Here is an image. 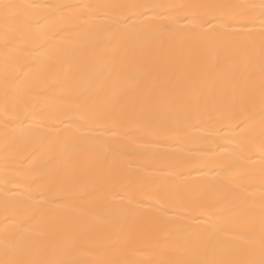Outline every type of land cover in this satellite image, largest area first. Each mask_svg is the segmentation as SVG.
I'll return each mask as SVG.
<instances>
[{
  "label": "snow or ice",
  "instance_id": "6c2138e0",
  "mask_svg": "<svg viewBox=\"0 0 264 264\" xmlns=\"http://www.w3.org/2000/svg\"><path fill=\"white\" fill-rule=\"evenodd\" d=\"M173 8L194 10L182 17L189 31L178 41L174 33L159 35L174 22L150 27L160 14L157 9ZM257 10L258 41L251 30L233 31L236 23L254 21ZM0 18L2 111L6 127L7 122L25 126L11 142L6 137L5 166L8 154L27 144L17 162L22 172L39 177H29L36 187L24 189L20 199L10 202L5 194L0 264H264V0L258 5L0 0ZM191 41L202 45L204 57L194 86L183 94L174 89L154 91L164 82L158 79V67L142 66L145 47ZM257 55L258 82L254 73L237 71ZM51 96L54 111L48 103ZM161 110L179 123L207 118L219 125L218 131L227 128L233 134L228 144L234 149L233 163L241 159L249 163L244 172L221 164L225 176L214 193L222 201L219 207L210 208L205 193L191 190L183 181L165 183L143 200L131 194V180L114 184V173L135 175L130 167L115 163L119 154L132 153L123 152L106 133L115 135L120 125L150 120ZM38 116L48 120V134L42 137L33 129L44 126ZM216 148L225 145L217 143ZM254 152L260 154L258 172L251 167ZM257 179L258 200L250 190ZM104 188L109 192L105 202L80 204L85 211L79 220L64 215L83 193L94 200ZM172 218H191L200 226L174 231L167 226ZM101 231L110 239L86 243ZM49 234L62 237L55 258L45 239ZM152 236L158 259L145 262L124 256L127 247ZM78 248L111 258L78 259L74 257ZM25 256L29 258L22 259Z\"/></svg>",
  "mask_w": 264,
  "mask_h": 264
},
{
  "label": "bare ground",
  "instance_id": "6f19581e",
  "mask_svg": "<svg viewBox=\"0 0 264 264\" xmlns=\"http://www.w3.org/2000/svg\"><path fill=\"white\" fill-rule=\"evenodd\" d=\"M18 3H38V4H76V3H145V4H160V5H195L202 3H244V4H259L260 0H14ZM43 11V10H41ZM194 11L189 9L173 8V9H157L156 20L150 27L155 28L159 25L173 23V28L161 29L159 35L173 34L174 39L178 41L184 33L189 29L186 27L187 21L182 17L188 12ZM152 14L151 12L149 13ZM255 20H244L232 26L233 31L247 32L251 30L254 33L255 39L259 40L260 29V13L257 10L254 13ZM143 19V18H141ZM4 21L0 18V57L3 54V39L2 29ZM208 29L209 26L205 25ZM211 30V29H209ZM258 51V44H257ZM202 45L196 41H191L186 45H178L176 43L169 44L164 47H153L148 45L145 47L143 55L145 63L143 67H158V79L164 82L163 88H155L157 92H167L174 89L178 93L188 92L199 78L201 67L204 61L202 55ZM237 54L240 52L238 50ZM186 57L187 62H186ZM242 74L254 73L259 80V57H254L247 66H240L237 69ZM142 86L144 82H142ZM48 103L53 105L55 110V97L51 96ZM12 113H9L11 117ZM44 119L43 128L39 125H33L35 134L42 137L48 134V120ZM24 125L12 124L7 122L2 111V83H0V240H2L3 229L6 223L5 212V194H8L9 201L13 198L20 199L23 191L26 188L35 189V183L29 179H39L34 173H24L20 169L23 167L18 164L17 157L20 156L28 145L22 146L16 152L9 153L7 157V167L4 146L6 137L9 142L20 135L24 129ZM39 128V131L36 129ZM219 125L208 120H194L187 123H179L177 117L170 116L167 112L161 110L156 116L150 120L133 121L128 124L119 126V130L113 133H106V137L122 146L123 152L132 153V155L119 154L116 160V165L130 167L135 173L134 176L120 177L114 173V184L119 186L131 180L134 188L131 194L137 200H143L154 196L160 188L165 184H174L183 181L193 191L204 192L208 206L210 208L219 207L222 201L215 199L216 185L220 183L225 173L221 169V164H227L234 171H246L245 165L249 162L239 160L233 163L235 159L234 149L229 147V141L233 134L227 128L218 131ZM217 143L224 144L225 148H216ZM216 148V151H212ZM254 163L251 165L257 172L259 169L260 154L254 152ZM173 170L171 173L168 170ZM245 181H241L244 183ZM256 193V199L259 198V180L256 181V186L250 189ZM109 195L107 188L100 190L97 193V198L90 200L87 193L81 195L77 205L68 206V210L64 213L71 221L80 219L81 212L85 209H80L79 205L96 206L104 201V198ZM174 231L189 232L195 231L200 226V221L192 220L191 218L180 220L172 218L168 225ZM49 244V254L55 258V249L62 237L59 234H49L45 237ZM110 239V234L107 231L97 233L95 238L86 240V243L92 244L99 241H107ZM155 237H146L143 240L136 242L126 248L124 256L128 259L136 261L150 262L159 257L153 251ZM2 248V242H0ZM177 258H183V254L175 253ZM74 257L83 260L92 258L109 259L111 257L93 256L86 252V249L78 248L74 252ZM0 258L2 251H0ZM25 256L22 259H28Z\"/></svg>",
  "mask_w": 264,
  "mask_h": 264
}]
</instances>
